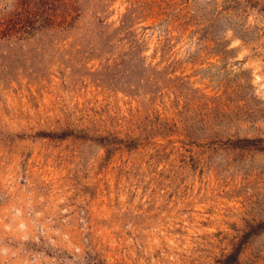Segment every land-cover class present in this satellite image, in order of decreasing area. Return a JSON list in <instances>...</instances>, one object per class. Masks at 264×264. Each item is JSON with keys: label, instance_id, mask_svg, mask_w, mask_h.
I'll return each mask as SVG.
<instances>
[{"label": "rangeland", "instance_id": "1", "mask_svg": "<svg viewBox=\"0 0 264 264\" xmlns=\"http://www.w3.org/2000/svg\"><path fill=\"white\" fill-rule=\"evenodd\" d=\"M0 264H264V0H0Z\"/></svg>", "mask_w": 264, "mask_h": 264}]
</instances>
